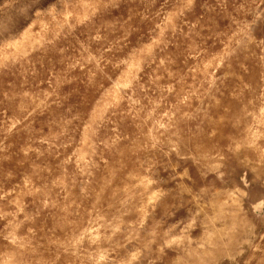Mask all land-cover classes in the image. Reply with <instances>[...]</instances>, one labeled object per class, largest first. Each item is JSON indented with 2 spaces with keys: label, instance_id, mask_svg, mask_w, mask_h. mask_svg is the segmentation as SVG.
<instances>
[{
  "label": "rangeland",
  "instance_id": "rangeland-1",
  "mask_svg": "<svg viewBox=\"0 0 264 264\" xmlns=\"http://www.w3.org/2000/svg\"><path fill=\"white\" fill-rule=\"evenodd\" d=\"M0 264H264V0H0Z\"/></svg>",
  "mask_w": 264,
  "mask_h": 264
}]
</instances>
